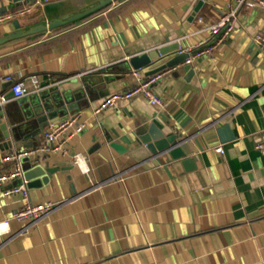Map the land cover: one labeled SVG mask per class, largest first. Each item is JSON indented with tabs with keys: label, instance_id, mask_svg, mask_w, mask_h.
<instances>
[{
	"label": "crops",
	"instance_id": "obj_1",
	"mask_svg": "<svg viewBox=\"0 0 264 264\" xmlns=\"http://www.w3.org/2000/svg\"><path fill=\"white\" fill-rule=\"evenodd\" d=\"M99 1L0 0V37ZM228 1L116 0L67 27L0 45V96L11 92L7 76L28 88L0 101L13 140L0 157L38 148L51 123L74 120L52 150L26 156V171L58 167L46 182L45 173L34 184L1 185L0 223L9 230L0 233V264H264V150L256 147L264 140V51L253 40L264 32V6H245L219 40L208 27ZM168 43L189 55L214 48L194 58L192 73L185 63L163 71L153 85L162 106L135 96L97 111L138 82L132 56ZM152 124L188 139L194 167L164 152L131 156ZM11 165L1 162L0 171ZM23 182L27 197L3 193ZM27 201L57 206L36 223L14 219Z\"/></svg>",
	"mask_w": 264,
	"mask_h": 264
},
{
	"label": "built area",
	"instance_id": "obj_2",
	"mask_svg": "<svg viewBox=\"0 0 264 264\" xmlns=\"http://www.w3.org/2000/svg\"><path fill=\"white\" fill-rule=\"evenodd\" d=\"M245 6L263 7L264 0H229L224 12L220 15L218 21L210 24L208 27L211 31L212 36L216 37L219 40H223L226 36H229L234 31L237 25L240 11ZM198 20L200 22H204L202 18H199ZM253 40L256 45L259 46L262 51H264V32L256 33L253 36ZM207 45H200L198 46V48L191 50L190 55L185 61V64L192 63L195 60L194 58L196 56L202 55L208 50H212L214 48V46L210 44ZM205 46L207 47L205 48ZM180 52L186 51L181 50ZM163 71L154 73L150 76H144L141 70H134V74L138 79V82L127 91H117L113 92V94L106 96L97 111L113 107V105L117 104L120 101L131 100L132 97L135 96H141L147 99L150 104H153L155 106H162L164 100L159 94L154 91L153 85L158 80H160V78L165 74ZM5 79L12 83L11 92L13 93V96L15 98L21 97L28 92V88L25 82L18 79L14 80L11 76H7ZM4 100L5 96L1 95L0 101ZM73 122L74 120H66L56 124L51 123L44 132L45 139L47 140L46 144H43L38 148H20L17 151L6 153L2 157H0V163H12L10 168L4 171H0V187L6 182L25 179L24 173L26 169L24 164V158L38 151L46 152L52 150L51 145L57 142L58 137L61 134L65 133L66 130L73 124ZM82 129L83 125L76 127L75 131L79 132ZM256 147L257 149L264 150V140L257 143ZM216 151L222 153L223 148L217 147ZM20 191L23 193L24 197H27L28 192L24 182L19 187H14L10 190H5L3 193L9 194ZM56 206L57 204L53 202L32 203L30 201H27L19 210L13 213V217L18 221L29 220L33 223H36L40 221L41 218L45 217L47 214L52 212L56 208ZM7 230H9V221H2L0 223V233L5 232Z\"/></svg>",
	"mask_w": 264,
	"mask_h": 264
},
{
	"label": "water",
	"instance_id": "obj_3",
	"mask_svg": "<svg viewBox=\"0 0 264 264\" xmlns=\"http://www.w3.org/2000/svg\"><path fill=\"white\" fill-rule=\"evenodd\" d=\"M113 1L116 0H100L99 3L92 6L91 8L81 10L80 12L72 14L71 16H66L61 19H55L49 24H37L30 29H22L16 31L15 33H10L8 35L2 36L0 37V45L11 40H16L17 38L34 37L38 34L53 32L54 30L67 27L78 20H82L95 12L109 7L110 4L113 3ZM199 9L200 8H197L196 11L193 12L194 16L196 15L197 11H199ZM180 51V44L168 43V45L166 44L159 46L150 50L149 52L132 56L130 58V66L134 70L149 67L150 70L146 73V76H150L169 67H174L177 64L185 63L189 56V52L187 53ZM192 69V63L184 64L181 68V70L186 73H192ZM12 97L13 93L10 92L5 96V99L7 100ZM4 112V107L0 104V117L4 114ZM0 128L2 129V135L0 136V150H8L13 147V140H10L9 138L10 132L8 130V124L0 120ZM5 138H7V140H4ZM114 146L120 151L126 152V148H124L120 144L115 143ZM161 152H164L166 155H168L169 158H183L180 162L182 165L187 167L188 165L192 164V166L194 167V158L190 157L192 148L191 146H189L188 139L181 133H172L171 135L167 136L155 124H152L149 130L142 135V137L140 138V146L133 150V152H131L130 154L131 156H138L145 159ZM26 158L27 157L24 158V161ZM57 170L58 167L44 168L42 166H38L32 170L25 171L24 178L29 181L28 185H30L32 183V180L36 176H42L46 173L47 176H43L42 178V182H46L50 178V175ZM39 183L40 182L35 183V185H38Z\"/></svg>",
	"mask_w": 264,
	"mask_h": 264
},
{
	"label": "trees",
	"instance_id": "obj_4",
	"mask_svg": "<svg viewBox=\"0 0 264 264\" xmlns=\"http://www.w3.org/2000/svg\"><path fill=\"white\" fill-rule=\"evenodd\" d=\"M99 12V11H98ZM98 12H95V13H93V14H96V13H98Z\"/></svg>",
	"mask_w": 264,
	"mask_h": 264
}]
</instances>
